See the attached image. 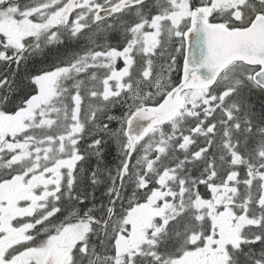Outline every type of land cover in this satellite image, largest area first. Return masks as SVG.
<instances>
[{
	"label": "snow or ice",
	"instance_id": "6c2138e0",
	"mask_svg": "<svg viewBox=\"0 0 264 264\" xmlns=\"http://www.w3.org/2000/svg\"><path fill=\"white\" fill-rule=\"evenodd\" d=\"M0 66V264H264V0H0Z\"/></svg>",
	"mask_w": 264,
	"mask_h": 264
},
{
	"label": "trees",
	"instance_id": "16d2710c",
	"mask_svg": "<svg viewBox=\"0 0 264 264\" xmlns=\"http://www.w3.org/2000/svg\"><path fill=\"white\" fill-rule=\"evenodd\" d=\"M118 39V38H117ZM117 39L112 40L115 42ZM75 50V46L68 47V46H62L59 49L53 48L49 53H48V63L51 64L53 63L58 56H64L69 54L71 51ZM6 71H11V69H6L4 66H0V73H4ZM23 78V69L17 74L16 76V81H17V87L18 90L20 88H23V85L20 83ZM252 103L256 106L257 110H259V107L262 103H264V98H262L259 94L253 93L251 97ZM109 159L112 161V165L114 167L115 165V157H109ZM99 195V192L97 193Z\"/></svg>",
	"mask_w": 264,
	"mask_h": 264
},
{
	"label": "flooded vegetation",
	"instance_id": "af4514ba",
	"mask_svg": "<svg viewBox=\"0 0 264 264\" xmlns=\"http://www.w3.org/2000/svg\"><path fill=\"white\" fill-rule=\"evenodd\" d=\"M117 38H118V34H113V35L110 37L111 40H114V39H117Z\"/></svg>",
	"mask_w": 264,
	"mask_h": 264
}]
</instances>
